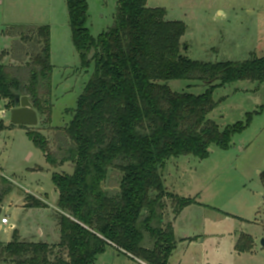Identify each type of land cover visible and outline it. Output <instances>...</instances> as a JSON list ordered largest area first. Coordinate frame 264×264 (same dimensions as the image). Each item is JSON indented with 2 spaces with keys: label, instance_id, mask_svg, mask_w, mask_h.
<instances>
[{
  "label": "trees",
  "instance_id": "16d2710c",
  "mask_svg": "<svg viewBox=\"0 0 264 264\" xmlns=\"http://www.w3.org/2000/svg\"><path fill=\"white\" fill-rule=\"evenodd\" d=\"M66 3L81 68L93 65L94 71L76 109L67 114L70 122L54 130V147L41 134L29 133L50 166L74 168L72 175L54 174L52 180L59 195L60 242H22L14 234L12 242H0V254L13 264H94L112 246L147 264H168L176 242L172 224H164L167 202L176 215L198 203L167 191V162L182 156L204 160L212 147H230L248 125L220 130L209 117L216 109L213 93L241 81L264 83V57L242 63L192 61L183 56L184 24L167 21L164 9L148 8L147 0H118L113 26L95 38L87 27L86 0ZM3 34L11 48L0 55L10 59L0 65V102L12 110L28 97L49 124V28L21 25ZM172 81L198 82L207 89L201 95L177 93L168 85ZM111 172L119 176L118 187L108 190ZM260 180L264 187V173ZM254 244L242 234L235 250L246 254Z\"/></svg>",
  "mask_w": 264,
  "mask_h": 264
},
{
  "label": "rangeland",
  "instance_id": "374dc122",
  "mask_svg": "<svg viewBox=\"0 0 264 264\" xmlns=\"http://www.w3.org/2000/svg\"><path fill=\"white\" fill-rule=\"evenodd\" d=\"M87 27L97 38L113 26L118 0H86ZM147 7L164 9L166 20L185 26L183 56L206 64L242 63L264 57V0H147ZM66 0H0V55L11 48L5 36L15 26L48 27L51 34L53 74L49 124L38 115L37 128L13 126L10 110L0 102V242L13 241L57 245L61 212L53 175H72L73 166L54 168L47 163L30 132L44 136L54 147V134L70 122L69 111L91 79L94 66L82 69L72 41ZM2 60V61H1ZM10 59L0 57L1 64ZM177 93L201 95L206 86L198 82L172 81ZM216 109L210 119L220 130L242 122L247 126L234 135L230 147L210 149L204 160L182 156L168 160L163 171L168 192L193 199L198 205L175 214L167 202L164 224L171 223L176 249L168 264H264V83L241 81L213 93ZM2 112L5 117L2 118ZM118 174L111 172L105 188L115 189ZM39 201V202H37ZM174 202V201H172ZM37 203L47 205L37 207ZM2 218H8L3 225ZM242 234L254 239L253 250L238 253ZM151 247V243H146ZM56 252V251H55ZM0 264H13L0 254ZM94 264H147L108 246Z\"/></svg>",
  "mask_w": 264,
  "mask_h": 264
},
{
  "label": "water",
  "instance_id": "95a60500",
  "mask_svg": "<svg viewBox=\"0 0 264 264\" xmlns=\"http://www.w3.org/2000/svg\"><path fill=\"white\" fill-rule=\"evenodd\" d=\"M10 123L13 126L37 128L39 124L38 113L35 111L28 97H22L18 107L10 110ZM0 208V215H1ZM264 247V239L261 241Z\"/></svg>",
  "mask_w": 264,
  "mask_h": 264
},
{
  "label": "built area",
  "instance_id": "2783aa9c",
  "mask_svg": "<svg viewBox=\"0 0 264 264\" xmlns=\"http://www.w3.org/2000/svg\"><path fill=\"white\" fill-rule=\"evenodd\" d=\"M5 115H6V113L5 112H2V118L5 117ZM1 222H2L3 225L9 224L8 223V218H2L1 219Z\"/></svg>",
  "mask_w": 264,
  "mask_h": 264
},
{
  "label": "crops",
  "instance_id": "0c3cea01",
  "mask_svg": "<svg viewBox=\"0 0 264 264\" xmlns=\"http://www.w3.org/2000/svg\"><path fill=\"white\" fill-rule=\"evenodd\" d=\"M44 205V207L43 208H46L47 207V205H45V204H43ZM8 225V224H7Z\"/></svg>",
  "mask_w": 264,
  "mask_h": 264
}]
</instances>
